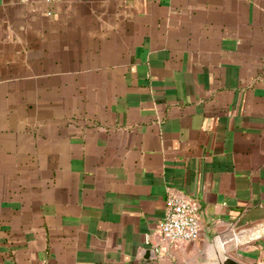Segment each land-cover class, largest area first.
I'll use <instances>...</instances> for the list:
<instances>
[{
    "label": "crops",
    "instance_id": "1",
    "mask_svg": "<svg viewBox=\"0 0 264 264\" xmlns=\"http://www.w3.org/2000/svg\"><path fill=\"white\" fill-rule=\"evenodd\" d=\"M0 75V264H264V0H0Z\"/></svg>",
    "mask_w": 264,
    "mask_h": 264
},
{
    "label": "built area",
    "instance_id": "2",
    "mask_svg": "<svg viewBox=\"0 0 264 264\" xmlns=\"http://www.w3.org/2000/svg\"><path fill=\"white\" fill-rule=\"evenodd\" d=\"M198 211L199 206L191 197L170 191L167 196V212L160 224L162 241L179 242L197 239L200 234ZM158 249L160 251L161 247Z\"/></svg>",
    "mask_w": 264,
    "mask_h": 264
},
{
    "label": "water",
    "instance_id": "3",
    "mask_svg": "<svg viewBox=\"0 0 264 264\" xmlns=\"http://www.w3.org/2000/svg\"><path fill=\"white\" fill-rule=\"evenodd\" d=\"M218 264H245L238 260L237 258L229 255H225L222 259L219 260Z\"/></svg>",
    "mask_w": 264,
    "mask_h": 264
}]
</instances>
